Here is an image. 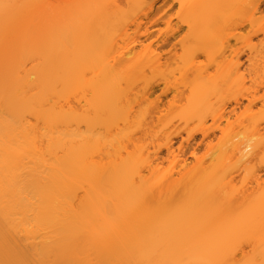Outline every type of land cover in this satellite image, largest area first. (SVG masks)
<instances>
[{
	"label": "bare ground",
	"instance_id": "obj_1",
	"mask_svg": "<svg viewBox=\"0 0 264 264\" xmlns=\"http://www.w3.org/2000/svg\"><path fill=\"white\" fill-rule=\"evenodd\" d=\"M17 1L0 0V21L11 26L29 13L34 34L28 41L11 37L0 42V264H218L215 258L227 259L245 233L258 232L250 220L263 213L264 201L251 202L249 215L232 222L233 209L244 195L222 197L219 181L204 179L202 189L192 187L196 192L191 188L188 196L183 193L184 205L171 207L172 196L167 199L170 205L167 201L159 205L149 200L153 196L146 192L142 169L154 171L152 158L144 153L145 138L153 135V119L174 108L184 123L209 117L212 125L202 129V136L209 138L218 131L217 144L234 145L239 161L249 162L254 137L237 146L229 134L245 119V112L236 115L235 108L226 112L224 103L204 105L206 89L192 90L201 83L214 85L208 58L216 52L224 55L230 36L221 34L244 23L253 26L264 0H173L180 25L169 27L166 21L171 33L156 47L150 41L132 63L125 58L133 51L117 41L129 38L130 26L135 31L141 22L123 21L118 2L135 0H98L109 11L98 9L84 26L47 21L42 4L47 0H32L26 8ZM66 1L79 5L84 0ZM159 1L169 2L150 0L148 12ZM78 14L76 9L72 19ZM182 24L187 32L172 41ZM263 26L253 33H264ZM231 37L236 39L235 34ZM134 42L136 37L129 43ZM248 44L253 50V43ZM166 45L178 46L182 55L166 58L157 49ZM29 57L34 63L26 68ZM234 59L226 71L239 85L243 74L237 52ZM147 73L161 77V94L171 93L165 104L158 97L150 99L159 85L155 87ZM223 85L217 83V89ZM232 102L238 106L239 97ZM140 104L144 106L137 111ZM189 109L192 115L183 118L182 111ZM178 129L173 126L167 134V151ZM176 157L169 174L163 175L168 180L179 163ZM231 182L225 181L228 187ZM254 182L258 184L257 178ZM261 225L264 228V222ZM188 231L193 235L186 239ZM261 256L259 264H264V248Z\"/></svg>",
	"mask_w": 264,
	"mask_h": 264
},
{
	"label": "rangeland",
	"instance_id": "obj_2",
	"mask_svg": "<svg viewBox=\"0 0 264 264\" xmlns=\"http://www.w3.org/2000/svg\"><path fill=\"white\" fill-rule=\"evenodd\" d=\"M17 2H23L26 8L29 3H32V0H18ZM149 2L150 0H135L130 3H125L124 1L118 2L120 8L123 10L121 15L123 21L129 20L132 22L133 19H137L141 22L140 28L135 31L131 30L134 27L130 26L131 29L127 31L130 33L129 38L123 41H117V45L120 47L124 49L130 48L131 51H133L129 57L125 58V62L132 63L134 58L143 51L144 46L148 45L150 41H152V47L159 45L165 35L171 33L165 24L166 21L170 22L169 27H175L176 24L180 25L178 21L179 16H177L179 10L177 2L173 0H169V2L165 4L161 1L156 2L153 4L152 10L148 12L146 7ZM42 4L48 13L46 18L47 21L55 22L60 20L63 26L72 23L84 26L87 23L84 20L89 18L93 13L95 14V12H98V9L104 7L109 11V8L103 6V3L98 0L91 2L84 0L79 5L74 2H67L66 0H47ZM76 9H78L79 18L73 20L72 14ZM261 9V12L257 14V21L253 26L244 23L238 29L225 30L221 34L224 38L230 36L228 41L225 42L227 47L223 50L225 52L224 55L220 57L219 53L216 52L210 56L211 59L208 58V61L212 62V66L209 67V72L210 76L214 75L212 79L214 85H204L201 83L195 87L193 86L194 88L192 87V93L195 91L198 92L203 88L206 89L205 95L207 94L206 96L208 99L204 102V105L210 104L214 107H219L224 103L226 112L230 111L232 108H235L236 115L242 111L245 112L243 115L245 119L239 126H236V124L229 134H231L232 137L231 141L236 143L237 146H240L245 139L254 137L251 142L254 145L253 156L249 159V162L244 160L239 161L238 154L235 155L236 151L234 145L225 144L220 146V144H217V138L219 136L218 131H215L214 135L209 136V138L203 137L202 129L212 125L209 117L204 118V116H202L188 119V117L192 115V110L189 109L182 111V117L188 119L187 123H184L183 119L176 117L180 112L177 109L174 108L162 111L157 120L153 119L152 128L150 129L153 135H147L145 138L144 153L150 155L152 158L151 165L154 167L153 172L148 171L144 166L142 169V177L146 181L148 188L146 192L148 196H150V194L153 196V199L150 198L149 200H154L155 203L159 202L157 204L160 205L163 204V201L169 203L167 199L171 200L170 198L172 196L174 198L172 199L173 206L170 205V203L169 205L177 208L180 207V204L184 205L182 202L186 201L185 199L187 197L185 195H187L189 191L191 192L190 189L192 187H197V190L198 188L202 189L204 179H216V182L219 181L217 192L220 193V196L224 195L222 197H226L228 193H235V198L241 195L245 197V200L242 199L240 202V206L234 207L235 209H233V211L236 212H234L231 218L232 222L244 217L246 218L249 215L248 209L251 202L257 199V202L264 201V33L261 31L253 33V31H257L256 29L264 25V6ZM143 13H147L148 16L142 17ZM107 14V16H110L109 13ZM22 15L23 16L16 19L14 25L11 26H4L3 22L0 21V42H9L11 37L28 41L32 37L34 32L31 26V15L29 13H24ZM155 19H157V22L150 24V21ZM182 27V29H177L178 32L175 34V39L172 41L180 39L187 32V27L183 24ZM146 30L148 33L144 35ZM111 33H113V31H111ZM232 34L236 35V39L231 37ZM133 37L137 38V42L131 44L129 42ZM249 41L254 45L253 50L247 47L250 45L248 44ZM157 49L158 51L161 50L163 56H166V58L172 57L173 54L182 55L178 46L175 48L176 50L173 48L171 49L169 45ZM233 51L238 53L239 62L242 65L239 73L243 74V81L240 82L239 85L236 84L234 78L230 77L226 71L229 62L235 60ZM111 56L112 55H109L107 58H104V61L107 62ZM251 56H253V59L249 61V57ZM199 60L207 63V59L204 56H200ZM33 63V59L29 57L25 62L26 68L32 66ZM221 71L224 72L221 76L222 78L216 77L217 73ZM147 76L150 80L154 81L153 85H155V87L159 85V87L154 89V93L151 95L150 99L158 97L159 100L165 104L172 96L169 92L161 94L164 86L162 85L163 80L160 76H155L154 74L151 75L147 73ZM189 77L191 78L192 76L189 75ZM217 83L225 84L220 91L217 89ZM135 85L141 87L140 80H136ZM214 87H216L215 90H213ZM185 95L187 98L191 97V93L187 92ZM234 97H239L240 104L238 106H235L232 102ZM184 99L185 98H182L181 102ZM249 101H252V104L247 112L245 110L247 109L246 107ZM143 106V104H140L135 107V109L137 108L136 110L138 111ZM234 118L235 115H232L229 120L233 121ZM29 120L32 123L35 122L33 117H30ZM224 125L223 123L222 126ZM119 126H122V124L120 123ZM173 126L179 129L178 133L172 137L171 146L169 151H167L165 147V138L167 134L171 133ZM208 143L211 144L209 148ZM180 144H182L181 153L178 152ZM130 147L131 146H129L128 150L132 151ZM171 151L172 153H170ZM192 153L195 154L196 157H194ZM174 156H177L176 158L179 160V165L177 164L173 171L170 170L173 173L170 181L163 175L169 174L166 173V171L171 169ZM196 158L199 159V163H197ZM255 178L258 180V184H255ZM229 180L232 182L228 187L225 181L228 182ZM194 188H192V190ZM183 193H185V195H183ZM79 194L81 193L79 192ZM181 195L183 196L181 197ZM183 197L184 201H181ZM233 199L231 198V200ZM250 222L255 226L258 232L245 233L237 241L236 248L232 254H230L227 259L222 256L216 257L215 263L259 264L263 262L261 251L264 248V228L261 227V223L264 222V211L256 218L251 219ZM216 226L219 228L223 226V224L221 223ZM192 235L193 232L188 231L185 233V238L188 239Z\"/></svg>",
	"mask_w": 264,
	"mask_h": 264
}]
</instances>
